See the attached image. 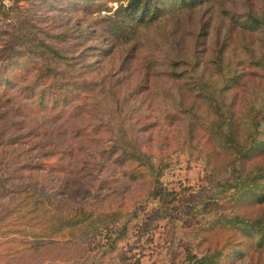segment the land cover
<instances>
[{
	"label": "rangeland",
	"instance_id": "obj_1",
	"mask_svg": "<svg viewBox=\"0 0 264 264\" xmlns=\"http://www.w3.org/2000/svg\"><path fill=\"white\" fill-rule=\"evenodd\" d=\"M92 1L0 0V264H194L206 246L221 249L214 264H264V249L221 248L224 229L204 233L215 217L230 213V192L209 197V172L201 160L180 150V139L173 132L176 124L158 120L157 127L142 131L135 126L142 147L167 162L158 178L161 185L155 187L138 177L129 180L123 173L128 165L115 161L114 155L97 154L107 145L108 127L79 136L78 130L86 124L83 118L69 115L68 108L53 113L38 110L26 100V85L37 68L26 54V43L16 38L26 30L69 57L71 75L80 72L82 80L91 82L117 80L113 85L120 97H128L144 81L139 59L160 40L161 27L129 42L114 41L104 23L97 21L93 10L99 6ZM219 2L211 7L220 4L230 13L264 9V0ZM104 6L114 10L116 3L104 2ZM209 9L198 7L175 16L186 47L215 10ZM105 13L104 9L99 15ZM211 22L216 23L214 16ZM215 31L210 26L207 40H213ZM7 44L17 53L9 51L11 56L4 62ZM152 81L151 76L148 91L129 96L132 113L127 120L140 116L151 122L163 110L162 85L154 80L152 86ZM21 189L40 196L48 211H33L28 202L23 204L16 193ZM150 190L158 194L151 195ZM77 206L95 212L119 209L123 217L106 229L50 231L45 222L49 215L63 217Z\"/></svg>",
	"mask_w": 264,
	"mask_h": 264
},
{
	"label": "trees",
	"instance_id": "obj_2",
	"mask_svg": "<svg viewBox=\"0 0 264 264\" xmlns=\"http://www.w3.org/2000/svg\"><path fill=\"white\" fill-rule=\"evenodd\" d=\"M219 1H92L93 6H99L93 10L98 14L97 21L104 23V30L114 41L129 42L139 34L161 27L160 40L139 59L145 82L137 83L134 93L129 95L148 91L151 76L153 81H159L163 110L155 113L154 121L147 122L151 118L140 116L135 121L127 120L132 113L128 101L132 100L117 94L113 85L117 80L107 78V83L103 78L91 82L82 80L80 72L71 75L69 57L27 30L16 36L20 43H26V54L37 66L26 85V100L38 110L53 113L55 109L68 108L69 115L83 118L86 124L78 130L79 136L99 133L108 127L107 145L97 154L114 155L115 161L128 165L129 170L123 173L128 174L129 180L138 177L155 187L161 185L158 178L167 162L143 148L136 135L157 127L158 120L176 124L173 132L180 139V150L201 160L209 172V197L230 192V213L215 217L203 228L204 233L224 229L221 248L264 249V9L259 13L252 9L230 13L220 4L211 7ZM104 2H114L116 7L109 10ZM198 7L215 10L201 22L188 48L180 38L179 19L175 16ZM104 9L106 13L99 15ZM212 16L216 23L211 22ZM210 26L216 28L212 42L207 40ZM251 35L257 38L250 39ZM12 50L17 53L12 44H7L2 61L11 56ZM137 125L141 128H136ZM102 185L103 182L99 186ZM16 193L33 211L39 208L43 213L48 211L40 196L25 189ZM149 193L158 194L151 190ZM122 217L119 209L95 212L77 206L63 217L49 215L45 222L51 232L62 227L97 230L118 223ZM121 226L124 228L125 224ZM206 237H202L203 241ZM113 240L109 242L110 249ZM220 255L221 249L206 246L205 254L195 258L194 264H214Z\"/></svg>",
	"mask_w": 264,
	"mask_h": 264
}]
</instances>
